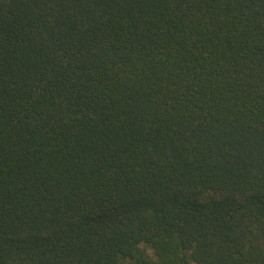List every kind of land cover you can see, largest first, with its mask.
Masks as SVG:
<instances>
[{"label":"trees","instance_id":"obj_1","mask_svg":"<svg viewBox=\"0 0 264 264\" xmlns=\"http://www.w3.org/2000/svg\"><path fill=\"white\" fill-rule=\"evenodd\" d=\"M191 263L264 264V0H0V264Z\"/></svg>","mask_w":264,"mask_h":264},{"label":"rangeland","instance_id":"obj_2","mask_svg":"<svg viewBox=\"0 0 264 264\" xmlns=\"http://www.w3.org/2000/svg\"><path fill=\"white\" fill-rule=\"evenodd\" d=\"M149 253H150V254H152V252H151V251H149ZM191 264H193V263H191Z\"/></svg>","mask_w":264,"mask_h":264}]
</instances>
